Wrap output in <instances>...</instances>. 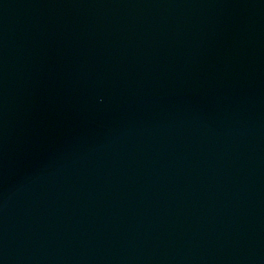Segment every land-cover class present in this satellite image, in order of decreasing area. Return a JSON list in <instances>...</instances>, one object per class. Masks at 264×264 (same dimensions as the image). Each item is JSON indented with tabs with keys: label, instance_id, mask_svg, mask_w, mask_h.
Returning <instances> with one entry per match:
<instances>
[{
	"label": "water",
	"instance_id": "obj_1",
	"mask_svg": "<svg viewBox=\"0 0 264 264\" xmlns=\"http://www.w3.org/2000/svg\"><path fill=\"white\" fill-rule=\"evenodd\" d=\"M0 264H264V0H0Z\"/></svg>",
	"mask_w": 264,
	"mask_h": 264
}]
</instances>
